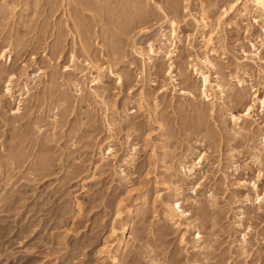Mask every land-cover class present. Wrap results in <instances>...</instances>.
Returning a JSON list of instances; mask_svg holds the SVG:
<instances>
[{
	"label": "rangeland",
	"instance_id": "obj_1",
	"mask_svg": "<svg viewBox=\"0 0 264 264\" xmlns=\"http://www.w3.org/2000/svg\"><path fill=\"white\" fill-rule=\"evenodd\" d=\"M72 1L0 0V52L10 48L0 58V264H264V108L256 101L236 136L229 119L254 92L264 99L262 25L231 13L206 47L184 8L201 21L202 5L214 24L229 0H146V16L134 21L127 13L139 0ZM165 15L180 40L172 91L164 57L142 74L133 51L158 46L170 29ZM88 57L104 67L95 93L81 76ZM205 59L214 64L212 109L191 65L202 69ZM225 82L231 89L221 95L214 85ZM100 145L116 156L99 161ZM201 155L200 168L182 176L183 158ZM175 201L195 227L167 217Z\"/></svg>",
	"mask_w": 264,
	"mask_h": 264
},
{
	"label": "bare ground",
	"instance_id": "obj_2",
	"mask_svg": "<svg viewBox=\"0 0 264 264\" xmlns=\"http://www.w3.org/2000/svg\"><path fill=\"white\" fill-rule=\"evenodd\" d=\"M69 2H70V4H71V2H73L72 0H67V5L69 4ZM149 2V1H148ZM145 5H147V1L146 0H139V4L137 5V7L136 6H133V8L134 9H136L137 11H135V10H133V11H135V13L134 14H132L131 15V13H133V11H130L131 13H127V14H129V17L128 18H130V20H133L134 18H136L137 20H138V18L137 17H139L140 19L141 18H144L145 16H146V11L144 10L145 9ZM187 6H188V4H186V6H185V11H186V13H188L187 15H188V17L190 16V17H192V22L194 21V23H195V27H197V29H201V39H202V42H203V44L206 46V47H208L209 45L208 44H210V43H212L213 41L212 40H214L213 39V35H216V36H220V28H221V26H222V24H224V20H225V17L227 16V15H229V14H233V13H236V16H239V17H243V16H245V15H249V16H251V15H253L252 16V20H253V23H256V24H261L262 25V29H263V32H264V0H229V2L228 3H226V5H225V7H223L222 8V10L220 11V13L217 15V17H215V23H214V20H213V23L214 24H212L211 23V20H209V18L207 17V15H206V11H205V7L203 8L202 7V5H201V12L199 11V13H201V15H200V17H201V21L199 20V19H196V18H194V16H192L189 12H188V10H187ZM224 6V5H223ZM67 7L68 6H66L65 8H64V10H65V13H67V18L66 19H70L71 21H72V18L70 17V15H69V13H68V9H67ZM158 9H160L159 8V6H158ZM200 10V9H199ZM145 11V12H144ZM123 12V11H122ZM146 13V14H145ZM127 14L125 15V14H123V17L124 18H126L125 16H127ZM125 15V16H124ZM235 16V17H236ZM165 17L167 18V16L165 15ZM128 19H126V21H127ZM129 20V21H130ZM142 20V19H141ZM129 21H127V24H128V22ZM134 21V20H133ZM140 21V20H139ZM167 21L169 22V25H170V29L168 30V32L167 33H163V32H161L160 34H161V37L159 36V39L157 40V44H158V46H154L155 44H154V42H151L150 41V43L148 44V49H143L142 47H140V46H138L139 44H137V46H135L134 47V54H135V56L138 58V59H140L139 61H140V63L142 62V65L140 64V66H142V68H141V70H140V73H142L143 74V72L145 71V68H146V65L147 64H149V65H152L153 66V63H154V58L156 57V56H161L162 58L164 57V61H166L167 63H168V65H166V68H168L167 70H165V71H167V75L166 76H168L167 78H168V80H169V84L171 85H169L170 87H171V91H172V89L173 90H175V87H176V83H175V79L176 78H174V74H173V71H174V68H175V63H174V61L175 60H173V58L176 56V50H178V49H176V40H179L178 38H177V30H176V26L178 25V22H176V21H174L173 19H170V18H167ZM232 21V20H231ZM67 22V21H66ZM73 22H74V20H73ZM201 22V23H200ZM126 23V22H125ZM181 23V22H180ZM234 23V22H233ZM229 24V23H228ZM193 25V24H192ZM75 27V26H74ZM176 30V31H175ZM198 31V30H197ZM205 31H207V32H205ZM75 36V35H74ZM180 41V40H179ZM178 41V42H179ZM189 41V43H187L188 45L187 46H190V40H188ZM187 41V42H188ZM192 47V46H191ZM261 47H264V42H262L261 41ZM81 48H82V51L84 52V54L86 53V49H85V46L82 44L81 45ZM255 48V47H254ZM12 49V48H11ZM191 49V48H190ZM88 50V49H87ZM6 52H8V54H9V52H10V48H9V50H7V49H3V50H1V52H0V58H4V56L6 55ZM88 52V51H87ZM257 55V53L255 54V56ZM71 58H72V60L73 61H76L75 59H76V56H75V54L74 53H72L71 54ZM192 58H194V57H192ZM88 60V61H87ZM251 61V60H250ZM196 62V61H195ZM199 62H201L202 63V65H203V67L204 68H197V66L196 65H194V64H192L191 63V65H192V67H194V69H195V74L196 75H199L201 78L200 79H202V89L200 88V91L198 92V95L199 96H201L202 98H205V100L206 101H209L210 102V106H211V109H212V107L214 106V104L215 103H213V100H212V97H211V95L208 93V91L209 90H213L214 88H212V86H211V84H210V82L208 81V73H207V70H209V68H213L214 67V64L210 61V60H208V59H205L204 61L202 60H199ZM198 62V63H199ZM86 65L88 66L87 68H89V71H88V73H84V74H82L81 76H83L84 78H85V76H86V78H87V74H89V76H88V78H87V83H88V86L86 87L87 89H90L91 90V92L92 93H95V90H94V88L95 87H93V86H95V85H98L99 83H101V80H102V78H103V68L104 67H101V66H99L98 65V63L96 62V61H93V60H90L89 59V57L86 59ZM148 65V66H149ZM200 65V64H199ZM190 66V65H189ZM206 70V71H203V70ZM109 72H110V74L111 75H113V76H116V78H117V83H119V84H122V80H123V76H122V73L120 74L119 72H115V70H113V69H111V66L109 67ZM40 76V75H39ZM125 77V76H124ZM28 78V77H27ZM240 81V80H239ZM8 82H10V80L8 81ZM79 84V83H78ZM77 84H74V86H76ZM11 85L8 83L7 85H6V88H5V93L7 94V95H10L11 93H10V87ZM26 86V85H25ZM215 87H216V89L218 90V92H220V94L222 95V94H224V92L225 91H228V89H231V87L229 86V84L228 83H226L225 82V84L223 83V84H220V83H215V85H214ZM27 87V86H26ZM82 87V86H81ZM81 87H76L77 88V91L76 92H78L79 93V95H81L82 93H83V89L84 88H82L81 89ZM165 88L166 87H164L163 89L165 90ZM27 89V88H26ZM181 89V88H180ZM199 90V89H198ZM208 90V91H207ZM85 91V90H84ZM211 92V91H210ZM214 92V91H213ZM91 93V94H92ZM5 95V94H4ZM96 95V97H99L98 96V94H95ZM181 95H187V96H189V97H192V98H194L195 96H194V94L192 93V92H189V91H187V90H181ZM210 95V96H209ZM95 97V98H96ZM139 97V96H138ZM215 97V96H214ZM213 97V98H214ZM100 99H101V97H99ZM197 98V97H196ZM195 98V99H196ZM219 98H221L220 96H219ZM99 99V100H100ZM222 99V98H221ZM64 101V100H63ZM138 101V100H137ZM142 101H143V99H142ZM219 101H222V100H219ZM260 102L261 104H262V107L264 108V99L263 98H258V96L256 95V92H254V99H253V101H252V103H250V104H248L247 106H246V108L244 109V112L243 113H240L238 116L236 115V114H234V113H232V112H229V115H230V118L229 119H232V121H233V124H234V126L231 128V132H232V134L234 135V136H236V135H239V134H241V132H243V131H245V128H243L242 126H239L238 125V120H239V118H250V113L252 112V110H253V106H254V103L255 102ZM101 103L100 104H102V106L104 105V101L103 100H101L100 101ZM141 102V101H140ZM256 102V103H257ZM137 104H138V102H137ZM141 105V104H140ZM155 105V104H154ZM142 107V106H141ZM18 108H20V107H18ZM18 108H17V110H18ZM106 108V107H105ZM113 111V110H112ZM106 115V114H105ZM127 116V115H126ZM106 117V116H105ZM111 121H109L108 123H107V132L109 133V136H108V141L107 142H109L112 138H113V135H112V127H114L113 125H111V123H110ZM114 122V121H113ZM114 124V123H113ZM235 127H237V128H235ZM263 140V142H264V136H263V138H262ZM261 141V142H262ZM260 142V143H261ZM262 142V143H263ZM262 146H263V144H262ZM107 149V151H106V153H105V150L104 149H102V146L100 145L99 147H98V159H99V161H102V162H104V160H107V159H109V158H114L116 155H115V152H114V150H113V148L110 146V145H108L107 147H106ZM259 148V147H258ZM260 149V148H259ZM259 149H257V151L258 152H260V150ZM256 151V150H255ZM190 152V151H189ZM192 154V153H191ZM190 154V155H191ZM190 157V156H189ZM197 157V156H196ZM134 158V157H133ZM257 158H258V155L256 156V160H257ZM132 158H131V156H129L128 158L126 157V159H123V161L125 162V163H127V162H129L130 160H131ZM186 159V157L185 158H183V160H182V162H180V167H178V168H180L179 170L183 173H181L182 174V176L183 175H185L186 177H188V176H192L193 174H194V172H196L195 170L197 169V168H200V164H201V162H202V160H203V156L201 155V156H198V161H196V160H188V161H186L185 160ZM131 165V164H130ZM178 170V171H179ZM194 177V176H193ZM85 181V180H84ZM197 185V184H196ZM175 186V185H174ZM176 186H177V184H176ZM180 186V185H179ZM200 187V186H199ZM176 189H174V190H176V196H179V187H175ZM256 188V187H255ZM182 189V188H181ZM197 189V188H196ZM181 191V190H180ZM175 193V192H174ZM180 193H182V192H180ZM209 198H210V202H213L214 201V196L212 195V194H209ZM177 200H179V199H177ZM189 200V199H188ZM254 200H256L257 202H258V204H260V202L263 200V198L262 197H260V195L257 193L256 194V196H255V199ZM174 201V200H173ZM216 201V200H215ZM196 201L193 199V203H195ZM215 203V202H214ZM211 204V203H210ZM78 205V204H77ZM166 206H167V213H165V214H167V217L171 220V219H174L175 217L176 218H183L184 219V221H185V228H192V227H195V226H193V224H192V221L188 218V214H190L189 212H188V209H182L181 208V206H180V204H179V202L178 201H175V202H171V203H166L165 204ZM129 208V207H128ZM240 210V209H239ZM118 212V211H117ZM120 212L121 211H119L118 213H117V215L116 216H119V214H120ZM166 216V215H165ZM175 218V219H176ZM124 225H126V224H124ZM124 225H120L119 226V228H118V230H117V228H114L113 226L111 227V231H110V236H113L114 234H115V231L117 230V232L119 233V236H118V238H116V245H114V249H117V246H119L118 244H119V241H120V239H121V237L124 235V229H125V227H124ZM241 226V225H240ZM117 233V234H118ZM123 234V235H122ZM242 237V236H241ZM194 239V238H193ZM202 239V235L197 231V236H196V240H195V244L193 245L192 244V246L193 247H196L197 245H198V243H200V240ZM239 241V240H238ZM206 243V242H205ZM109 244V243H108ZM246 244V238H245V235L243 234V237H242V239L239 241V245L238 246H240L241 247V250H243V248H245L244 247V245ZM198 246H200V245H198ZM246 246V245H245ZM203 247V246H202ZM105 248L106 249H108V245H105ZM195 249V248H194ZM110 250V249H109ZM108 250V251H109ZM244 252V251H243ZM116 258H115V256L113 257V260H115ZM116 261V260H115Z\"/></svg>",
	"mask_w": 264,
	"mask_h": 264
}]
</instances>
